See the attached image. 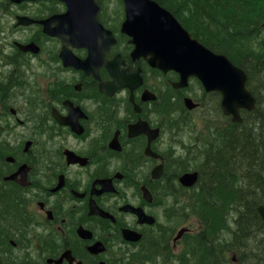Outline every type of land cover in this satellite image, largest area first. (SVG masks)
I'll use <instances>...</instances> for the list:
<instances>
[{
  "label": "flooded vegetation",
  "instance_id": "flooded-vegetation-1",
  "mask_svg": "<svg viewBox=\"0 0 264 264\" xmlns=\"http://www.w3.org/2000/svg\"><path fill=\"white\" fill-rule=\"evenodd\" d=\"M58 4L0 0V132L6 131L12 118L32 137L13 151V161L5 156L11 141H0V264H169L170 236L165 242L155 239L160 228L154 226L166 225L159 219L175 206L178 196L167 185L161 186L166 170L158 179L152 170L161 162L166 169L167 158L159 149L163 142H157L174 94L183 92L174 86L180 76L151 67L146 58L132 57L134 45L121 31L124 9L117 24L103 20L100 14L115 39L104 57L98 56L84 68L64 65L59 38L44 34L38 23L16 25L18 15L45 19L60 12L47 9ZM12 27L30 30L21 42L33 41L39 52L20 51L15 40L11 42L17 33ZM69 47L79 59L89 55L85 47ZM114 67L125 75L126 86L115 87L118 82L110 72ZM136 71L143 78L137 87L130 79ZM150 71V78L157 75V83L164 85L167 94L148 85ZM146 89L155 97L143 95ZM19 114L33 118L22 120ZM197 117L192 121H198ZM146 125L160 130L150 143ZM134 126H138L136 134L131 131ZM38 143L50 146L49 156L31 158ZM148 145L162 159L148 155ZM57 146L59 153L52 149ZM21 166L15 179L7 178ZM100 180L109 181L115 190L101 191ZM93 201L115 221L91 213ZM130 205L154 216L156 223H139L130 208L125 209ZM124 230L130 231L132 239L124 236ZM136 233L141 238L134 239ZM145 237H152L153 242L142 261ZM173 238L175 251L180 239L174 243ZM154 241L157 250L153 252Z\"/></svg>",
  "mask_w": 264,
  "mask_h": 264
},
{
  "label": "bare ground",
  "instance_id": "bare-ground-1",
  "mask_svg": "<svg viewBox=\"0 0 264 264\" xmlns=\"http://www.w3.org/2000/svg\"><path fill=\"white\" fill-rule=\"evenodd\" d=\"M250 43L252 47L254 45L253 41ZM262 64L264 65V63ZM254 79H256V75L253 77L248 75L246 81V88L254 98V109H242L239 112L240 121H233L231 115L223 112L220 104L215 108L209 109L210 113H207L204 126L201 125L202 127L198 125L193 128L197 123L196 120L192 121L191 119L177 118L176 113L179 108H177L175 104H172L169 112L165 114L164 122H168L169 118H173V124H175L174 129L171 128V125L168 126V130L170 132L172 130L171 136L169 137L172 144L175 145L176 143L178 146V143L181 145L183 142L182 146H191L190 149L187 148L189 149L188 151H184V154L175 153L170 147H166L163 150L165 153L164 156L170 161L171 166L169 168L170 171L167 173V177L163 178L161 186L163 187V184L167 185L171 192L175 193V196H178V200L173 202L175 206H170L168 208L169 212L167 213L171 214L172 217H179L181 211H185L186 219L191 215L201 219L203 217L207 223L211 224L210 218L215 219L216 217L208 214L207 216L204 215V211L201 209L203 206L200 205L201 202L200 204L198 203L199 198L204 193L208 192L215 194L226 191L225 194L229 201H227L229 207L225 209V213L220 217L222 223L228 226L234 225L239 215L241 216L247 211H250L251 209L247 210L250 204L253 205L255 203L257 212L259 206H264V180L257 178L264 174V150L263 152L258 150L259 144H264V94L262 96L259 95L255 87L252 86ZM261 83L264 88V77L261 78ZM253 111L256 112L252 113ZM174 116L176 118H174ZM238 137L249 139L248 141L250 143L254 141L258 142L257 145L254 143L252 149L249 148L245 156L246 158L241 157L245 155V151L236 147L234 141L231 140V138ZM185 139L188 140L184 142ZM225 148L227 149L225 150ZM259 152L262 154V157H255ZM186 172L197 174V180L194 185H184L181 182L180 177ZM203 172L209 182L206 190H203L199 186ZM223 174H225L224 177H227V180L223 177L225 183H222V188L224 190H221L219 186ZM241 177L246 179L256 177L257 180H260L258 181L259 185L256 186V188L253 186V188H249L246 184H240L239 181L237 182ZM247 181L249 180H244V183H247ZM166 182L168 183L166 184ZM172 185L173 188H171ZM235 192L236 196L233 195ZM243 226L245 228H250L251 225L244 224ZM157 228L160 229H158V233H155L154 236L157 237L154 238H161L164 242L174 231L167 225H155L154 229L156 230ZM209 240L207 236H203L200 239L199 245L205 247L209 243ZM152 242V237H147V240L145 237L143 243L146 252L143 255L142 261L147 259V254L149 253L150 244ZM154 245L153 252L157 250L155 241ZM206 249L201 251L199 261L190 262L189 264H233L240 261L239 255L245 257L250 253V256L247 257L245 261L247 264H264L263 238L242 244L241 248L237 251L239 255L234 253L230 256L226 252V249L224 250L223 244H221V246H214L210 243L207 253ZM177 260L178 264H182L184 257ZM206 260L208 261L206 262Z\"/></svg>",
  "mask_w": 264,
  "mask_h": 264
},
{
  "label": "water",
  "instance_id": "water-1",
  "mask_svg": "<svg viewBox=\"0 0 264 264\" xmlns=\"http://www.w3.org/2000/svg\"><path fill=\"white\" fill-rule=\"evenodd\" d=\"M61 1L66 4V12L40 22L44 25L45 33L57 36L63 41L64 46L60 56L63 58L64 64L69 65L74 62L70 55L65 53V51L68 54L70 52L67 49L68 44L85 45L92 48L91 46L98 42H95L94 39L100 34L101 26L97 21L98 6L94 0ZM123 2L126 17L122 31L132 37L131 41L136 46L133 51L134 55L138 57L150 54L151 58L148 60L151 65L162 70L167 68L179 70L181 78L175 86H186L187 78L194 75L202 82L206 91H219L222 94L221 108L225 114L232 116L233 121H240V109H254V98L245 86L248 74L243 69L234 65L225 55L216 54L198 40L193 39L178 20L156 1L123 0ZM18 23L25 24L28 21L25 17H19ZM17 45L22 51H38V47L33 44ZM91 53L96 54L95 52ZM91 56L94 57L92 54ZM114 76L118 82L115 85H123L122 81H118L119 75L114 73ZM146 93L153 96V94ZM184 103L189 109L197 105L190 98H185ZM137 127H132L131 131L134 130V133H137ZM147 148L146 151L149 154L156 156L149 146ZM7 159L14 160L11 156H8ZM22 166L7 178L15 179ZM161 170L162 165L156 166L152 172L154 177H158ZM19 180L21 181V179ZM180 180L184 185H193L197 180V174L186 172L180 177ZM96 211L104 214L95 205L91 206V213ZM258 213L264 223V206L258 207ZM105 215L109 216V214ZM138 216L141 221L145 218L143 212ZM149 219L150 222L154 221L151 217ZM185 231L186 228L180 229L175 239L180 238ZM138 236L137 234L134 239H137ZM126 237L129 238L127 234Z\"/></svg>",
  "mask_w": 264,
  "mask_h": 264
},
{
  "label": "trees",
  "instance_id": "trees-1",
  "mask_svg": "<svg viewBox=\"0 0 264 264\" xmlns=\"http://www.w3.org/2000/svg\"><path fill=\"white\" fill-rule=\"evenodd\" d=\"M162 6L169 9L182 23V25L188 29L191 34L198 38L205 45L210 47L212 50L227 55L234 64L240 66L244 71H246L249 76L253 77L256 75L252 64V56H256V52L261 54V50L257 49L256 46L259 41L254 40L253 46H250L251 40L256 37L260 32V25H264V0H156ZM262 30V29H261ZM262 64V63H261ZM260 64V65H261ZM264 67V65L262 64ZM263 77V74H262ZM257 111V110H256ZM253 111L252 113L256 112ZM251 113V114H252ZM234 141V145L239 149L245 151V155L241 156L246 158L247 151L249 148L252 149L254 143L257 145V141H251L250 143L247 139L243 137L231 138ZM258 146V150H264V144L261 143ZM226 147V145H225ZM227 148H225L226 150ZM252 151V150H251ZM264 155V154H263ZM261 158L262 154H257L255 157ZM222 175V183H225L224 179L227 177ZM260 175L257 178L261 179ZM224 177V179H223ZM199 186L206 190L209 182L203 172L202 178H200ZM244 180H249L244 183ZM240 184H246L247 187L252 186L256 188L260 181L255 178H243L237 180ZM256 183V184H255ZM239 185V184H238ZM226 191L222 193H204L198 200V203L203 206L201 209L204 211V215L215 216L216 218H210L211 224L207 223L202 217L200 219L201 225H203V233L195 237L197 240L196 246L200 248L199 242L201 237L207 236L208 238H213L217 242L220 240V245L222 244L221 237L224 233L229 232L230 237V248L234 252L241 248L242 244L245 242H252L257 239V233L259 230L264 231V224L260 218V215L255 209V203L247 207V211L243 215H239L235 222V227L232 229L231 226L225 225L221 221V215L225 213V209L229 207L227 203ZM236 196V192L233 194ZM229 202V201H228ZM236 206V205H235ZM234 210V209H233ZM197 212V211H196ZM229 212V211H228ZM226 212V213H228ZM235 212V211H234ZM198 213V212H197ZM251 225L250 228H245L243 225ZM215 240H209L206 246V253L208 252V246L212 243L214 246L218 245ZM258 240V239H257ZM263 245V244H262ZM261 245V246H262ZM197 249V250H198ZM203 249V250H205ZM192 250L191 253L197 251ZM202 250V251H203ZM227 251V252H228ZM205 253V254H206ZM238 254V253H237ZM251 254V253H250ZM239 255L240 261L233 264H246L247 257L250 256ZM200 257H197V261ZM196 262V260H192ZM208 260H206L207 262Z\"/></svg>",
  "mask_w": 264,
  "mask_h": 264
},
{
  "label": "rangeland",
  "instance_id": "rangeland-1",
  "mask_svg": "<svg viewBox=\"0 0 264 264\" xmlns=\"http://www.w3.org/2000/svg\"><path fill=\"white\" fill-rule=\"evenodd\" d=\"M100 2L102 4V15H101V17L103 18V20L109 21L111 24H117L118 22H120L123 19V9H121L122 8L121 0H100ZM51 8L58 9L59 11L60 10L63 11V7L60 4H58V6L53 5V6L47 7L48 10ZM259 28L260 29H258L257 31L260 33L251 40V42L254 40L259 41L256 48L261 50V54L257 53V52L255 53L256 56L261 55L260 57L252 56V64H253L254 71L256 72V79H254L252 86H254L255 90L258 92V94L262 96L264 94V88H263L262 83H261V78H262V74L264 77V67L262 65L260 66V64L264 63V25L263 24L260 25ZM12 30L17 31V33L12 34L11 42L13 40H16L20 43H22L21 40H23L25 35L30 31L27 29L26 30H22V29L16 30L13 27H12ZM152 73L153 72H151V71L149 72L148 85L151 87H154V89L156 91L157 90L160 91L161 94L163 92L165 93L166 90H164L165 89L164 85L157 83L158 81H160L159 77L157 75H154V76H152V78H150ZM44 87H45V84H44ZM167 93L168 92H166V94ZM184 94L194 98L195 100H199L202 103L201 107L198 108L195 112H191L189 114H183V113L180 114V112H181L180 110L183 109L182 95H184ZM14 96L16 98L19 97V95H14ZM172 104H175L177 106V108H179L178 112L176 113V116L179 119H191L192 120L193 118H195V116H198L197 117L198 121L193 126V128H195L198 125H199V127H202L201 125L204 126L205 117L207 116V113H210L209 109L215 108L217 105L219 106L220 98L215 93L204 92L202 87H200V85L198 84V82L192 80L190 85H189V88L183 90V92H176L174 94V98L171 101L170 107ZM11 106L16 107V105H14V103H11ZM18 117L21 118L22 120L33 118L30 114H27V115L19 114ZM174 118H176V117L174 116ZM164 125H166V126H165V129L163 128V135L161 136V138L157 142V143L163 142L159 148L163 153H164L163 150L166 147H170L175 153H180V154L181 153L184 154V151H188L191 148L190 145L182 146L183 142L181 143V145L178 143V146L176 143H175V145H173L172 141L169 140V137L171 136L172 130L170 132L168 130V126L171 125L172 129L175 128V124H173V118H169L168 122H165ZM162 126H163V124H162ZM30 134H31V132L27 131V129L20 126L15 121V119L13 120L11 118V123L6 126V131L0 132V141L3 139L6 141L9 140L12 143V145H10L8 150L5 152V156H7L9 154H13V151H17V149L19 147L24 145V140L32 138V137H30ZM37 140L38 141L39 140L46 141V138L41 139L40 137H38ZM187 140L188 139H185L184 142ZM67 141H69V143H70V140H67ZM17 142L19 144H17ZM33 148H34V150H33V153L31 155V158H34L36 156H49V153H47L46 151L50 152V150H51L50 146H44L41 143H38V145L35 144L33 146ZM187 148H189V149H187ZM52 149H54V151L56 153L60 152L59 146H57L56 148H52ZM181 149H182V152H181ZM172 156H173V154H172ZM166 162H167V168L165 170L168 173V171H170L169 168L171 165H170V161L168 159ZM171 164H172V162H171ZM253 178H255V177H253ZM261 180H264V174L261 176ZM171 188H173V185L171 186ZM251 188H253V187H251ZM186 214H188V213H186ZM159 221L163 222V223L165 222V224L168 227H170L171 229L174 230L173 233L170 234V239H169L170 248H171L170 252L168 253L169 264H178L177 259H179L181 257H184L182 264H189L190 262H193L192 260L197 261V257L201 256V251L203 249H205L207 246L206 245L205 247H203L202 245H200L199 249L196 246V244L198 242H197V240H195V237L198 235L200 236L204 230L203 225L201 226L200 219L198 217H193L192 215L186 219L185 211H181V214L179 217H172L171 214H168L166 212L164 214V218L160 217ZM181 227H189L190 232H188L187 234L185 233V235L180 239L179 245L177 246L176 250L173 251L172 250V238L176 235L179 228H181ZM234 227H235V225L232 224L231 228L233 229ZM259 237L264 239V231L263 230L258 231L257 239H260ZM209 239L215 240L213 238H209ZM221 240H222L221 241L222 244L224 245V250L226 249V252L228 250H231L230 245H228L231 242L230 237H229V232L224 233L221 237ZM219 242H220V240H218V242L216 241L218 246H221ZM201 246H202V249H201ZM192 250H197V251L191 253ZM227 253L231 256L233 253H236V251L235 250H234V252L228 251Z\"/></svg>",
  "mask_w": 264,
  "mask_h": 264
}]
</instances>
